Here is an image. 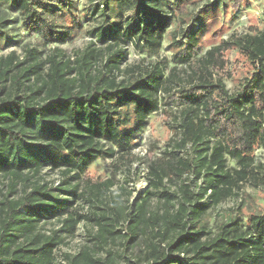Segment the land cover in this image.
Returning a JSON list of instances; mask_svg holds the SVG:
<instances>
[{
  "label": "trees",
  "instance_id": "1",
  "mask_svg": "<svg viewBox=\"0 0 264 264\" xmlns=\"http://www.w3.org/2000/svg\"><path fill=\"white\" fill-rule=\"evenodd\" d=\"M199 1L204 6L195 11L188 7L196 0H97L85 16L93 23L86 32L91 40L71 60L56 45L83 29L75 2L0 0V48L15 43L9 25L16 22L39 47L48 48L44 58L39 48L26 46L21 60L14 53L0 57V177L8 181L0 198V264H55L61 234L74 235L83 220L97 227L93 240L105 249L125 216L126 249L146 227L156 238L147 244L146 255L127 264H264V212L250 214L245 225L239 217L230 218L206 239L201 220L241 183L256 177L253 151L264 146V32L233 35L201 54L199 38L209 17L204 16L220 7L218 0ZM240 5L237 0L233 7ZM173 23L179 27L169 32ZM164 39L172 61L186 66L185 82L175 69L165 76L159 63L121 68L128 44L155 56ZM233 48L251 72L229 94L226 53ZM166 85L178 90L171 92ZM161 92L164 104L179 109L176 152L190 146L193 153L185 152L186 158L169 153L170 162L150 166L149 185L162 189L166 206L177 201L175 211L146 217L149 192L126 215L110 207L85 216L73 202L61 199L55 192L82 199L78 191L83 182L93 187L95 199L108 193L110 183H91L89 167L101 156L114 158L115 164L128 160L149 115L159 108ZM227 158L237 170H228ZM45 168L60 172L59 187L39 183ZM184 175L204 178L197 193L190 190L191 181L183 182L186 178L180 195L163 188L164 178ZM51 219L61 228L41 233L40 223ZM106 251L99 258L85 248L64 259L67 264H114Z\"/></svg>",
  "mask_w": 264,
  "mask_h": 264
},
{
  "label": "rangeland",
  "instance_id": "2",
  "mask_svg": "<svg viewBox=\"0 0 264 264\" xmlns=\"http://www.w3.org/2000/svg\"><path fill=\"white\" fill-rule=\"evenodd\" d=\"M77 7V14L83 21V29L71 41L64 45H56L59 49L64 51L65 56L73 60L75 55L81 52L90 42V37L86 34L93 25L92 22L87 21L90 16L85 17L86 14H91L94 10V5L97 0H72ZM194 6H189V9L199 10L204 6V2L196 0ZM212 1V0H211ZM237 0H218L220 9H210L204 18H207L204 26V34L199 38V46L201 54L206 52L213 46H216L222 41L229 40L233 35L240 34H257L264 32V0H241V5L233 7ZM93 5V6H92ZM93 7V8H92ZM101 9V8H100ZM99 9V10H100ZM236 10V11H235ZM15 15H10L9 20H14ZM12 28L11 35L14 36L15 43L0 48V57H5L11 53L19 60L22 59L23 48L37 47L42 51L44 58L48 53V48H41L36 43V39L27 36L20 27V23L16 22L9 25ZM178 23H173L169 28V32L173 29H178ZM170 35V34H169ZM166 35V38H169ZM127 52L126 61L122 63L121 68L124 70L129 66L140 64L142 66L153 65L155 63L161 64L165 70V76L169 75V71L175 69L177 76L185 82L187 79L186 66L176 64L172 61V50H168V41L164 39L158 55L150 56L145 51L128 44L125 47ZM226 55L228 58V71L230 77L224 78V84L229 94L235 93L240 87L239 82L242 78L249 76L251 66L247 64L245 59L234 48L230 49ZM123 74L120 75L119 80H122ZM164 88L171 92H176L178 89L173 85H166ZM165 93H159L160 105L156 112L149 115L146 121V127L142 133L141 140L137 141V145L132 148V152L128 160L122 164H115L114 158L99 157L89 167L87 176L91 183L108 185V193L102 197L95 199L91 193L93 188L85 182L79 186V191L84 197L82 199H72L68 195L55 192L61 199H68L73 202L82 214L88 216L89 214H101L108 211L110 207H116L126 215L130 207L133 208L139 203L140 198L149 192L147 204L144 207L146 217L152 214H163L164 211H175L177 208V201H173L170 207L165 205V200L160 196L162 189H153L149 185V170L150 166L156 164H166L170 162L169 153H176L178 158H186L185 152L193 155L190 146L177 153L176 144L179 140L177 134V117L179 109L174 107L171 103L164 104L163 99ZM116 165L119 168H116ZM227 168L229 171L237 170L238 167L235 162L227 158ZM253 171L256 174L254 180H249L241 183L239 190L234 191V195L221 201L218 205L210 208L202 215V222L205 226V234L203 239L212 237L217 233V229L221 223L227 222L230 218L239 217L244 225L246 219L250 214H258L264 212V146H258L253 151ZM62 175L59 171H50L45 168L38 176L39 183H47L50 187H59ZM186 178L185 183L191 181L190 190L194 193L198 192V188L203 186V177L195 178L191 176H183L181 179L177 177L164 178L163 188L169 193L179 194L182 180ZM8 181L6 178L0 177V198L6 195ZM63 188V187H62ZM21 189V185L18 186ZM13 197V195H12ZM101 201V202H100ZM115 213L117 210H114ZM111 213V212H109ZM114 213V212H113ZM128 216L125 220L120 222L114 229V234L109 238L105 249H102V244H98L93 240V236L97 232V227L86 220L81 221L76 228L74 235L65 236L61 234L63 243L55 251V264H67L64 259L65 254L75 255L81 250L88 248L95 256L105 258L108 250L110 257L114 258V264H127L128 260L135 262L138 258L147 254L146 246L152 241L156 242V238L151 232L150 227H146L140 235L137 243L127 249L124 246L126 230L123 225H127ZM42 226L40 232L49 235L53 230L61 228V224L56 219L44 220L40 223ZM111 238H114L111 241ZM163 246V245H162Z\"/></svg>",
  "mask_w": 264,
  "mask_h": 264
}]
</instances>
